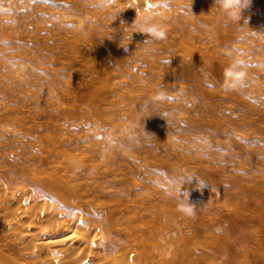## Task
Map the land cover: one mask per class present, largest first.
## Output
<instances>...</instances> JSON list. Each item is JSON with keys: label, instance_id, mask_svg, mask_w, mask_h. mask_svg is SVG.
Segmentation results:
<instances>
[{"label": "rangeland", "instance_id": "obj_1", "mask_svg": "<svg viewBox=\"0 0 264 264\" xmlns=\"http://www.w3.org/2000/svg\"><path fill=\"white\" fill-rule=\"evenodd\" d=\"M214 3L0 0L11 262L38 264L52 221L87 243L68 264H264V0L240 21ZM149 14L165 39L131 26Z\"/></svg>", "mask_w": 264, "mask_h": 264}, {"label": "bare ground", "instance_id": "obj_2", "mask_svg": "<svg viewBox=\"0 0 264 264\" xmlns=\"http://www.w3.org/2000/svg\"><path fill=\"white\" fill-rule=\"evenodd\" d=\"M122 1L130 4L129 9H131V12L135 11V12L142 13L146 11L149 7L154 8V4L158 3L160 0H122ZM43 217H45V215H43L42 218ZM51 222L52 221H50V230L48 234H47V231H45L46 233L38 232L35 235H33L31 238L33 241L34 249L37 248L44 252L42 259L38 264H68V254L70 253V251H72L75 246L78 249H80L78 246H83L84 248L87 243L83 237H82L83 239H81V237L79 236L80 234L78 233L77 229H73L71 231L68 230L69 235L64 237L60 241L56 238L50 237V234H49L50 232L54 231V229L56 228L58 229L61 227L60 225L52 224ZM2 228H6V226ZM0 238L1 239L4 238L1 235V233H0ZM60 242L68 243L69 247H67V249H64L62 251H59V253L57 254L58 251H55L54 249L59 246ZM76 247H75V250H77ZM61 255H63L64 257L60 258ZM0 264H16V263L14 261L11 262L2 252H0Z\"/></svg>", "mask_w": 264, "mask_h": 264}, {"label": "clouds", "instance_id": "obj_3", "mask_svg": "<svg viewBox=\"0 0 264 264\" xmlns=\"http://www.w3.org/2000/svg\"><path fill=\"white\" fill-rule=\"evenodd\" d=\"M251 3V0H215L214 7L217 11L224 12L232 20L240 21L241 12L243 9L247 8ZM135 26L136 31L148 34L149 38L162 40L166 38V33L162 30V26H158L151 22V15L145 16L138 22H134L131 26ZM148 39L145 41L147 43ZM244 61L237 60L234 64L225 70V76L228 80H231L233 84L242 81L244 73L242 71H237V68L242 67ZM163 98V95H161ZM182 211L192 214V207H184Z\"/></svg>", "mask_w": 264, "mask_h": 264}]
</instances>
